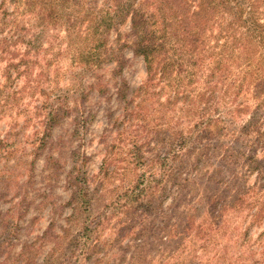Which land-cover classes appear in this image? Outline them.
<instances>
[{"label":"trees","instance_id":"1","mask_svg":"<svg viewBox=\"0 0 264 264\" xmlns=\"http://www.w3.org/2000/svg\"><path fill=\"white\" fill-rule=\"evenodd\" d=\"M96 4V0H0V61H6L5 83L10 79L9 70L17 78L19 65L28 63L21 59L29 56L28 51L30 57L37 55L52 30V44L62 33L55 46L68 58L67 74L75 80L71 71L90 72L108 63L114 64L111 75L117 77L124 65L120 52L127 49L141 59L145 79L134 89L120 85L116 96L123 100L128 90L129 97L139 102L148 95L165 96L164 102L157 104L166 116L165 128L163 135L156 130L154 143L161 150L149 148L153 155L147 163L141 153L146 143H133L127 151L133 169L142 166L148 171L156 165V174L144 177L141 172L134 181H124L109 193L98 188L92 193L87 188L92 180L77 169L71 179L70 200L82 215L81 228L73 239L53 245L52 264H76L104 252L98 238L105 229L113 238L104 245L113 252L96 257L92 264H124V252L118 253V246L113 249L123 239L132 242L133 252L125 263L130 264V259L145 250L151 232L145 218L158 216L152 214L153 200L149 198L154 193L164 194L161 178L176 188L170 203L174 222L165 226L161 236L164 244L175 243L167 264H264V227L252 242L248 236L249 229L264 219V131L259 126L264 123V0H102L98 7ZM125 24L131 41L112 50L107 46L109 34L118 36V28ZM118 42L119 37L114 43ZM19 47L24 51L13 63ZM76 84L70 91L78 97L86 94L84 88H96L99 93V87L104 88L98 81L88 86ZM60 99L57 96L52 104L41 107L39 144L71 114L75 128L89 122L91 115ZM248 100L255 101L251 108ZM244 115L247 117L238 121ZM37 135L38 131L34 137ZM249 136L251 141L243 139ZM14 146V141L0 139L4 152L0 158L10 156ZM196 150L194 163L211 168L209 180L221 189L198 199L199 209L191 205L192 199L185 198L191 188L180 183L183 169L173 165ZM107 159L98 172L101 179L110 175L105 169L110 165ZM253 173L255 181L246 186V178ZM95 197L106 203L90 218ZM180 206L182 210L175 215ZM133 215L136 222L126 223ZM13 234L9 225L0 222V264H29V258L23 257L25 248L10 254ZM114 256L117 259L111 260Z\"/></svg>","mask_w":264,"mask_h":264},{"label":"rangeland","instance_id":"2","mask_svg":"<svg viewBox=\"0 0 264 264\" xmlns=\"http://www.w3.org/2000/svg\"><path fill=\"white\" fill-rule=\"evenodd\" d=\"M96 1L98 7L102 0ZM22 24L28 29V24L25 25L24 21ZM118 32V36L112 32L109 34L107 46L112 50L120 44L128 45L131 41L127 37V24L119 27ZM48 35L49 37H46L49 40L42 44L41 50H37V55L30 57L32 52L28 51L30 58L21 59L28 63L19 65L17 78H14L16 73L9 70L10 79L5 83L2 73L6 67V61H0V84L3 85L0 96V139L6 140L7 143L15 142L11 155L0 158V215H4L0 218V222L3 225H9L14 233L15 239H12L13 246L10 254L14 255L22 247L25 248L23 257L29 258H26L29 264L31 261L32 264H52L53 245L67 242L79 234L82 215L79 210L74 209L75 204L70 200L73 189L70 185L74 184L71 179L76 170L82 172L88 180H92V183L89 181L87 183V188L92 193L94 188L102 189L101 193H109L124 181H134L141 172L144 177H147L148 173L155 175L156 165L148 171H145L142 166L139 169H133L132 165L128 164L127 151L133 143H146L147 147H142L141 153L147 159L145 161L147 163L153 155V152L148 149L155 147L154 143L158 139L156 130H161L160 135H163L166 121V116L162 114L160 106H157L158 103L164 102L165 96L162 94L158 97L148 95L143 102H139L137 98L131 99L129 90L124 92L123 100L116 96V89L121 87L120 85L126 86L127 89H134L144 81V66L140 58L133 57L129 50L123 49L120 54L124 65L117 77L111 75L114 64L108 63L90 72L71 71V74L78 79L75 80L67 74L70 70L68 58L55 46L56 43H60L62 33L56 35V42L53 44L50 42L52 30ZM118 37L120 42L116 44L114 42ZM23 48H18L19 55L13 63L21 57ZM63 73H65L64 77ZM76 81L84 86L98 81L104 85V88L99 87L100 93L96 88L91 91L84 88L86 94L78 97L70 91L77 86ZM55 87L62 91L56 92ZM158 87L154 88L158 90ZM57 96L64 98L71 108L75 105L83 114L91 115L89 122L85 126L75 128L72 122L74 114H71L60 125L50 129L39 144L43 130L38 123L44 114L41 107L46 103L52 104ZM246 97L250 99L248 93ZM254 103V100H248L250 108ZM184 110H182V117L185 119ZM246 117L247 115H244L238 121H243ZM259 126L260 131H264V123ZM37 131L38 135L34 137ZM251 138L249 136L243 139L251 141ZM157 149L161 150V147H155L154 151ZM2 153L4 154L0 149V154ZM195 153L198 151L196 150L190 157H185L181 162L176 161L173 165L183 169L179 176L180 183L191 188L188 193L186 192L185 198L192 199L191 205L199 209L200 206L196 203L198 199L208 194L218 193L217 191L221 189L212 183V179L209 180L211 168L194 163ZM106 158L110 165H107L105 169L110 175L101 179L98 172L102 161ZM211 162L212 159L210 165ZM165 180L161 178L164 194L160 197L159 193H154L149 198L153 200L152 214L158 213V216L150 217L149 215L144 220L145 226L151 231L146 237L147 243L145 242L146 245L143 247L145 250L143 253H138L137 258L130 259V264L170 262L169 250L174 249L175 243L164 244L165 238L161 236L164 229L166 231L165 226L174 222V217L170 218L172 213L170 203L171 197L176 194V188ZM254 181L255 173L247 177L244 184L250 186ZM92 200L90 218H93L97 212L100 213L102 206L106 203L96 200V197ZM181 210L180 206L173 213L179 214ZM176 220L178 222L179 217ZM120 221L123 222V220ZM132 221L136 222L134 215L128 217L126 223L130 224ZM263 227L264 219L258 226H252L249 229L250 242L256 238ZM112 238L113 235L108 229L103 230L98 241L104 246L102 248L105 249L104 252L95 254L89 260H80L76 264H92L96 257L104 253L110 255V252H113L112 248L104 243H109ZM131 243L127 239L118 240L116 247L113 248L116 249L118 246V253L124 252V264L128 261L130 254L132 255ZM256 250V252L260 251V246ZM110 259L114 260L117 257H110Z\"/></svg>","mask_w":264,"mask_h":264}]
</instances>
